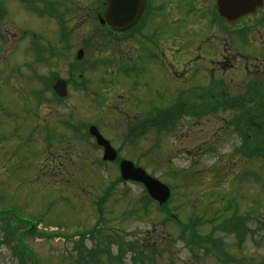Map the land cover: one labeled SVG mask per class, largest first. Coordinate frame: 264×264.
I'll return each mask as SVG.
<instances>
[{
	"label": "rangeland",
	"instance_id": "obj_1",
	"mask_svg": "<svg viewBox=\"0 0 264 264\" xmlns=\"http://www.w3.org/2000/svg\"><path fill=\"white\" fill-rule=\"evenodd\" d=\"M59 1L63 3L62 8L66 19L68 18V24L75 32L72 42V47L75 48L95 29L90 14L96 4L94 0ZM9 9V18L4 27L8 36H11L9 43L12 47L9 48V52L11 49L14 51L10 52L13 55L7 60L10 61L11 67L17 64L24 70V62L32 61L33 54L29 52L23 54L22 48L27 47V44L19 41L16 45V38L12 39V35H19L18 29L32 28L44 38V44L48 40L52 44L55 42L57 46L58 27L48 18L36 20L27 15L22 8L16 7L15 14L12 12V6ZM92 46L95 48L90 49L87 57L94 58L95 53L100 56L102 45L92 43ZM128 46L129 44L121 45L119 55L124 54ZM116 49L118 45L108 46L102 55L112 56ZM167 60L170 61L169 58ZM51 62L53 67L50 69L54 70L55 67L63 75L65 69L60 66L62 64L60 58H53ZM82 65L92 83L89 89L98 87L101 83L99 79L101 71H93L90 64L84 61ZM146 65L152 68L156 63L137 62V69H141L142 75L136 79L135 85L127 87L125 85L127 82H122V86L117 87L119 89L112 91L122 95L127 87V91L135 100L138 96L134 92L140 90L136 88L142 87L144 89L142 94L151 96L152 101L155 92L161 91V88L165 90L167 85L163 96L168 94L169 105L172 104L176 92L170 86L172 81L165 72L167 68L161 63L158 64L160 71L147 70ZM128 67L133 69V63ZM216 68L220 71L217 69L211 71V74L227 81L226 84L230 86L229 96L243 97V83L248 79L247 77L243 82V65L239 68L234 65L232 70L222 65H217ZM37 69H42L38 71L42 73L49 71L48 67L41 65ZM6 72L5 66H0V122L3 124L0 123V210L6 211L7 215L16 220L26 221L15 222L0 216V264H34L35 260L31 259V255L24 257L20 253V241L37 255L38 264H219L217 255L209 256L199 251V248L197 251L199 256L195 260L186 250L185 244L177 240L180 232L174 221L166 219L167 213H159L154 205L150 211L144 210L142 202L147 201L144 188L121 182L120 176V183L114 184L116 182L114 174L109 176L108 171L101 168L99 171L95 168L91 160L86 158L87 150L94 148L92 143L82 140L84 138L81 135L73 133L66 127L57 128V125L61 126L58 122L63 123L65 120L62 112L60 118L58 115H52L48 108L47 111L41 110L37 113L40 118L26 115L23 117L25 124L23 126L22 121L17 120L21 111L19 108L23 107L22 103L26 104L28 95L33 90H42L44 85L35 82L31 76L24 77L21 87L25 90V95L22 101L18 89L12 87L6 80L4 76ZM160 74L161 80L156 78ZM235 75H239V78L237 79ZM17 79L18 76L13 75L8 80L14 82ZM110 80L115 83L117 78ZM46 99H49V96ZM155 100L159 106V100ZM2 101L6 104L1 103ZM11 103H16L17 110L9 107L12 106ZM73 103L82 106L83 98L74 97ZM85 103L84 100V105ZM49 104V101L43 102V106ZM111 104L116 103L112 101L106 103L108 106ZM113 110L111 107L110 111L104 110L103 113L97 114L88 109L85 111L87 115H84L89 122L93 121L100 125L101 132L116 149H120L121 156L126 159L131 157L133 163L140 164L149 174L171 188L174 199L168 205L169 212L178 215L176 217L183 224L202 218L199 233L207 235L215 225L221 223L220 220L213 224L209 223V219H214L215 211L224 212L225 208L221 207L238 204L239 210L243 211V217H248L246 221L252 231L248 232L240 248L233 236L220 237L226 244L227 253L235 258L232 264H264V169H260L262 168L260 161L242 159L243 155L238 151L240 139L229 127L233 112L205 116L203 114L189 119L184 116L175 131L166 133L164 127L175 113L172 112L170 115L166 113L167 110L151 111L149 115L152 123L158 122L160 115L163 117L158 125L150 129L147 141L144 143L136 139L125 145L123 142L126 139L128 142L131 141L127 135L122 141L128 127L125 125L126 122L131 123L134 120L131 118L132 115L137 114L136 118H139L143 113L127 111L124 116ZM75 116L80 118L77 114ZM40 119L47 120L48 125L57 129L59 133L50 130L51 139L47 136L46 130L34 133L32 127L38 125ZM16 125H19L17 130ZM20 125L23 127L20 128ZM47 145L52 147L47 148ZM57 153L62 156L60 159L53 155ZM77 153L81 154L82 162H76L74 166L68 158ZM257 157L255 151L246 155V159ZM60 163L65 165L61 166ZM35 164L41 169L39 173L33 170ZM88 167L98 170V176L74 174L81 168L86 170ZM53 174L55 176H52ZM111 184L117 187L107 189V185ZM56 186L57 188H54ZM62 186L67 187L61 188ZM106 192L108 199L102 196ZM102 197L103 207H106L104 214L100 215L94 207L100 203ZM231 213L228 211L221 214L224 216L222 220ZM90 228H94L96 233L90 240L85 241L86 247L82 250L77 244L79 234L82 230ZM55 234L72 237L63 240L62 236ZM216 236L219 237V234L216 233ZM169 238L171 240H168ZM90 251H94V258H91Z\"/></svg>",
	"mask_w": 264,
	"mask_h": 264
},
{
	"label": "flooded vegetation",
	"instance_id": "obj_2",
	"mask_svg": "<svg viewBox=\"0 0 264 264\" xmlns=\"http://www.w3.org/2000/svg\"><path fill=\"white\" fill-rule=\"evenodd\" d=\"M148 3L147 9L142 13L145 24L144 29L141 31L135 28L130 33L128 42H117L121 45L129 44L125 55H123V58L127 59L123 62L129 65L133 63L134 71L122 74L111 73L110 76L116 77L117 81L115 83H105L102 85L103 88L97 90L96 94L84 96L83 105H77L78 109H90L92 112L99 114L103 113L104 110L110 111L111 107H113V111L122 113L124 116H126L127 111L143 113V118L141 117L142 114L139 118H136V114L131 116V118H134L131 123L126 122L127 124L125 125L128 127L123 135H127V138L131 139V141L128 142L126 139L123 144L128 145V143L136 139H140L141 142L145 143L151 132L149 113L152 110L153 101H151V96H144L142 94L144 90L142 87L136 88L140 90L134 92L138 96L135 100H133L127 91V87L134 86L136 79L142 75L141 69H137V62L144 61L146 64L148 62L156 63L152 68L146 65L145 69L147 70L160 71L158 64L162 63L165 65L168 78L172 81L170 86L176 92V97L168 109L170 112H179L183 110V106L178 104L180 97L185 96L186 99L194 100L195 97L199 96L198 91L201 86L207 85L210 89L209 93L211 95L214 94L211 88V84L213 83L211 71L216 69V65L227 66L232 69V59L234 58L235 60V54L240 55L237 56L238 59L243 60V82L248 77L246 82L243 83V90L253 87L254 90H259V96H264V0L243 1V43L241 47H237L232 43L231 24L223 19L216 18L214 0H179V2H173L172 0H148ZM5 10L6 12L8 11L7 8ZM93 21L94 19H91V22ZM96 29L95 27L88 41L97 39L99 34L97 33L95 36L93 34ZM78 30L82 31L81 29ZM113 34L117 35L118 33L113 32ZM113 34L112 40L115 39ZM14 38H16V44H18V35H12V39ZM99 39H103V35ZM233 49L237 51L233 53ZM70 55H72V52L70 47L67 46L62 52L61 67L63 70L65 69L64 74L62 75L60 72L65 78H67L66 76H70L67 80H70L72 75ZM168 58L170 62L167 66ZM201 62L206 66L208 65L202 70V75L199 71ZM184 66L188 68L185 69L183 68ZM168 67L173 71V74L169 75ZM99 76L101 80L106 81V75ZM156 78L161 80V74ZM250 78L252 80H249ZM122 82H127L125 84L127 87H125L122 95H118L112 90L115 91L117 87L120 88ZM105 85L107 86L106 88ZM166 90L167 85L165 90L161 88V91H156L154 94L160 102V107L162 106L163 93ZM84 100L86 102L85 105ZM110 101L116 104L106 105ZM184 107L187 111L195 110L188 105ZM90 126L82 127L81 132L86 129L85 137L82 140H89L91 143L95 138H88L86 136L87 129L89 132ZM98 150V154H87L86 158L94 159L97 157L98 160L103 159L105 156L103 148L100 147ZM58 155L59 153L56 154V157L60 159L62 156ZM131 159L129 157V160ZM68 160L72 161V165H76L72 157H69ZM76 160L82 161L80 158ZM104 163L107 166L112 165L109 162ZM60 164L61 166L65 165L64 163ZM97 172L96 169L88 167L86 170L81 168L74 174L79 173L93 176L97 175Z\"/></svg>",
	"mask_w": 264,
	"mask_h": 264
},
{
	"label": "water",
	"instance_id": "obj_3",
	"mask_svg": "<svg viewBox=\"0 0 264 264\" xmlns=\"http://www.w3.org/2000/svg\"><path fill=\"white\" fill-rule=\"evenodd\" d=\"M110 8L109 11L107 13V17L108 20L110 21V23L116 24L117 20L119 18H123L124 16H127L128 14H121L120 12L122 11V3L123 0H107ZM126 1V0H125ZM131 1V0H127ZM231 4H232V8L235 9V6H237V4H240L241 0H230ZM223 5V4H222ZM237 10V9H235ZM125 170V166L123 167V176L124 178H131L134 180H138V181H144L147 186H149L148 189L151 190L152 194L154 195L155 198L163 201H166L169 197V191L166 188L161 187L157 181L153 180L152 178L148 177L143 171H140L139 169L134 170L131 168H126ZM133 171H140V174H135ZM142 172V173H141Z\"/></svg>",
	"mask_w": 264,
	"mask_h": 264
},
{
	"label": "bare ground",
	"instance_id": "obj_4",
	"mask_svg": "<svg viewBox=\"0 0 264 264\" xmlns=\"http://www.w3.org/2000/svg\"><path fill=\"white\" fill-rule=\"evenodd\" d=\"M121 7L124 9V10H128V2H127V0L125 1V0H123V3H122V5H121Z\"/></svg>",
	"mask_w": 264,
	"mask_h": 264
}]
</instances>
